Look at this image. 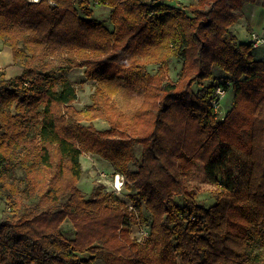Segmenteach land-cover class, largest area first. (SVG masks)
Here are the masks:
<instances>
[{"label":"trees","instance_id":"1","mask_svg":"<svg viewBox=\"0 0 264 264\" xmlns=\"http://www.w3.org/2000/svg\"><path fill=\"white\" fill-rule=\"evenodd\" d=\"M254 4L264 9V0H0V42L22 69L10 79L0 71V264H264V45L231 31ZM92 7L109 8L111 29ZM75 68L96 83L84 111L73 105ZM229 84L233 104L220 120L216 90ZM122 88L142 99L131 116L113 107ZM96 119L109 129L81 124ZM232 148L250 159L240 192L222 174ZM82 153L126 177L135 210L152 217L145 242L130 239L142 217L115 194L80 192ZM180 159L203 164L218 185L212 206L185 192Z\"/></svg>","mask_w":264,"mask_h":264},{"label":"rangeland","instance_id":"2","mask_svg":"<svg viewBox=\"0 0 264 264\" xmlns=\"http://www.w3.org/2000/svg\"><path fill=\"white\" fill-rule=\"evenodd\" d=\"M174 3V2H170ZM93 9V16L95 19L99 21L108 20L109 8L105 7H92ZM255 16L253 19L259 21L258 25H253L255 28L254 32L264 36L262 30L256 31L260 29V25L264 24V11L262 9L255 8L254 9ZM242 17L240 18V20ZM238 21L236 24L233 25L231 31L236 35L238 42L247 43L248 38V31L246 29V25L244 22V18L241 21ZM107 28L111 29V24L107 22ZM248 38V39H247ZM9 48L8 46L3 45L0 42V51L1 49ZM10 49V48H9ZM11 50V49H10ZM13 62V61H12ZM176 62V61H175ZM173 62L172 68L173 72L169 74L171 81H176V78L179 74V69H177L180 65V62ZM179 64V65H178ZM14 66V65H13ZM16 67V66H14ZM0 71H4V69L0 68ZM147 71L150 74H154L156 71V66H150ZM5 73V72H4ZM212 74L214 77H224L225 73L221 71L217 67L212 68ZM68 78L70 82L73 84L77 91V98L74 102V107L78 111H84L87 108L92 106L91 97L95 91L96 83L94 81H89L84 76V68H75L69 74ZM211 81H206L203 85H208ZM200 86L194 85L193 90L194 92L198 91ZM223 102L222 105H218V108H214L215 117H222L220 120H223L225 117V113L229 111L233 104V92L232 86L229 84L225 94L223 95ZM141 98L135 96L132 92H130L126 88H122L118 95H116L113 99V107L119 113H124L128 116H131L135 107L141 102ZM83 125H93L95 129L99 131H104L109 129V125L100 119H96L92 122H82ZM135 154L139 157L140 148L135 149ZM80 162L82 166V176L80 179L82 181H78L77 187L79 185L80 192L84 194L86 197H89L92 191L97 188L102 191H107L113 193L112 188V175L115 174V171L108 161L102 159L101 157L90 154V153H82L80 156ZM179 166L182 173L183 185L185 192L188 194H195L196 195V202L200 206L204 208H208L215 203L214 200V191L218 188V185L212 183L208 177L207 172L205 170V166L201 163H194L191 165H187L184 163L182 159L179 160ZM130 170L135 171V166L130 164ZM250 169V159L247 154L241 153L236 149L232 148L229 149V153L227 155L225 161V167L222 171V174L231 173L234 179L236 180V190L238 192L243 191L246 186V181L248 178V173ZM120 174V173H119ZM122 175V174H121ZM124 185L119 192H117L115 197L119 198L121 201L126 202L125 204L129 208V211L135 214L136 217L141 215V219L137 220V224L132 225L130 229V239H135L139 243L145 242L149 238L150 234V226L152 224V217L151 214L145 210L144 205H142L141 212L135 210L133 198L136 196L135 190H128L126 188L127 180L124 175ZM221 183V179L219 180ZM114 196V195H113ZM175 201L179 205H183L184 201L181 197L175 196ZM4 208V202L0 199V213ZM62 232L64 236L72 237L73 236V227L71 223L66 220L65 223L62 225ZM175 238L172 239V243L174 244ZM261 249L260 246L256 247V250ZM177 255V254H176ZM177 263L181 264L180 259L178 256H175ZM101 257L96 260L94 264H128L126 261L121 259H115L112 257L106 258L105 262Z\"/></svg>","mask_w":264,"mask_h":264},{"label":"crops","instance_id":"3","mask_svg":"<svg viewBox=\"0 0 264 264\" xmlns=\"http://www.w3.org/2000/svg\"><path fill=\"white\" fill-rule=\"evenodd\" d=\"M180 3L182 5L188 6V5L196 4L197 0H181ZM255 8L262 9L264 11V9L261 7L260 4L246 5V6H244L241 9V15H242V19L241 20H243V18H244L246 29L248 31L247 32L248 33L247 36H248L249 39L247 38L248 39L247 43L250 40V34L253 33L254 30H255V28H253V25H258L259 24V21H256L255 19H253V16H255V13H254V9ZM260 30H262V32L264 33V24L260 25V29L259 30L256 29V31H260ZM259 49L264 51L263 47L259 48ZM12 61H13V59H12L11 50L9 48H4V49L2 48L1 51H0V68L4 69L5 77L7 79L15 78V77L19 76L21 74V72H22L21 68L13 66V62ZM80 181H82V179H80ZM78 189H79V185H78ZM124 203H126V202H124Z\"/></svg>","mask_w":264,"mask_h":264},{"label":"built area","instance_id":"4","mask_svg":"<svg viewBox=\"0 0 264 264\" xmlns=\"http://www.w3.org/2000/svg\"><path fill=\"white\" fill-rule=\"evenodd\" d=\"M30 1L33 3H36L38 0H30ZM179 1H181V0H179ZM250 41H251L254 48H257L259 46H263L264 45V36L253 33L250 37ZM216 94L218 95L219 99H221L223 97V95L225 94V92L222 91L220 88H217ZM218 105H220V104L215 101L214 102V108H218ZM221 118L222 117H220L219 119H221ZM111 185H112L114 194L117 195L116 193L119 192L124 185V177L119 173H115L114 175H112V184Z\"/></svg>","mask_w":264,"mask_h":264}]
</instances>
